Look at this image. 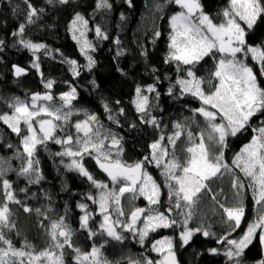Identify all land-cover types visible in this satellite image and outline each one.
<instances>
[{"label":"trees","instance_id":"1","mask_svg":"<svg viewBox=\"0 0 264 264\" xmlns=\"http://www.w3.org/2000/svg\"><path fill=\"white\" fill-rule=\"evenodd\" d=\"M28 3L37 9L32 23L27 21ZM98 3L100 0H67L66 3H61L60 0H51V3L49 0H0V40L3 41L0 44V115L12 114L10 104H14L17 98L29 100L34 93L51 94L53 100L50 102L62 106L60 94L75 88V99L65 107L72 109L74 114L68 125H58L54 136L64 139L72 131L73 137H76L73 122L80 118L86 119L85 116H95V124L106 129L111 136L115 134L120 140L119 147L122 151L115 159L126 164L144 162V170L160 189L155 209L163 212L169 220H175L176 224L149 232L143 244L138 235L122 227L117 228L122 240L117 241L107 236L100 228L102 218L97 213V203L87 198L91 195L97 199L99 191L87 177L66 167L69 163L67 156L56 155L64 150L63 146L55 140L38 145L33 157L39 161L38 165H34L39 169L38 173L20 175V169L26 165L27 160L21 144L22 136L26 135L25 127L21 125V134L18 135L0 120V170L3 172L0 175V207L7 203L9 219L14 224V227H5L0 231L11 240L15 248H23L27 243L32 246L31 250L39 252L49 248L52 243L49 235L51 223L64 217L75 232L71 239L72 247L65 245L63 249H55V252L57 255L63 252L66 264H78L75 249L90 253L93 246L100 249L102 260H106L108 264H129L130 261H140L143 264L145 259L159 260L160 256L151 250L152 244L166 236L174 240L173 250L177 264H236L235 260L229 261L224 255L228 247L226 239L241 236L248 224L264 211V205L256 204L249 187V178L232 161L236 153L256 134L253 129L264 126V113L256 114L249 125L236 136L227 137L223 162L229 165L232 172L224 171L222 175L218 174L206 181L207 188L198 194L192 208V218L188 220V227L199 228L201 231L195 232L188 244H181L178 234L184 229L183 221L188 208L183 200L177 208L175 195H169L168 185L178 186L175 181L168 180L162 174L163 163L174 159L184 164L188 158L186 149L190 146L189 131L193 133L196 143H199V134L205 133V141L212 155L218 154L219 146L207 141V121L193 111L201 107L202 102L190 93H182L176 81L178 78L190 79L187 71L191 68L196 77L203 80V90L206 93L214 91L213 85L218 81L211 73L215 71V63L220 57L218 54L206 56L193 65L165 62L170 51V18L181 10L172 0L164 6L163 14L157 22V32L160 35L145 36L141 44L136 41L135 31L145 11V0H107L110 7H97ZM200 3L204 12L215 23L221 22L220 13L227 6L228 0H200ZM77 14L87 24L81 26L78 23V31L70 30ZM20 24L25 25V30L14 36L13 33L19 31ZM97 27L101 29L103 36L97 35ZM81 31L84 33L82 38ZM246 31L248 44H264V17L258 18L253 28ZM74 34L81 41L86 39L91 42L92 48L86 49L87 55L94 60L91 68L87 66L89 61L86 56L81 53V43L73 39ZM21 39L43 44L45 47L33 53L19 43ZM240 58H244L242 54ZM73 60L76 62L75 71L78 75L73 74L74 66L69 63ZM33 62L39 64V69L32 67ZM246 63L253 67L258 81L264 87V76L259 75V66L250 56ZM13 65L24 68L25 73L17 77ZM49 80L53 82L51 89L45 87ZM148 85H153L155 91L148 92ZM137 86L142 89V95L149 98V115L145 118L155 117L156 125L144 123L141 114L136 112L133 100L136 98ZM169 88L172 89L171 93ZM109 116L113 119H109ZM177 123L182 125L181 129L174 127ZM176 131H181L182 134L172 144L168 137L174 136ZM157 140H160L162 148L168 152L159 166L152 160L150 148ZM93 156V153L92 156H83L84 167L97 181L112 189V181L98 167ZM145 157L148 159L145 160ZM176 172L178 175L182 174L180 169ZM36 175L42 178L39 182L30 183L29 179L34 181ZM234 177L244 184L242 189L233 188ZM5 179L10 182L9 190L20 203L5 199ZM136 199L133 200L134 206L146 207L143 196ZM81 203L87 205L86 211L90 215L87 228L80 226L82 212L78 205ZM239 203L244 206V217L240 227L232 231L229 224L225 223L226 216L220 205L234 207ZM133 204L122 202L121 208ZM25 207L30 211H25ZM205 230L213 235L204 236ZM222 236L226 239L218 242ZM0 247L6 245L0 243ZM212 248H216L218 252L211 253L209 249ZM24 260L27 264L26 257ZM261 260H264V252L257 237L245 249L240 264H258Z\"/></svg>","mask_w":264,"mask_h":264},{"label":"snow or ice","instance_id":"2","mask_svg":"<svg viewBox=\"0 0 264 264\" xmlns=\"http://www.w3.org/2000/svg\"><path fill=\"white\" fill-rule=\"evenodd\" d=\"M27 2V0H26ZM61 3H66L67 0H60ZM181 9L170 18L171 33L169 36L170 43L168 45L170 51L165 59V62L176 61L183 65H193L198 63L206 56L219 55V60L215 63V71L211 76L218 81L214 84V91L206 93L202 88L203 80L197 78L195 73L189 68L187 77L190 79L178 78L176 83L180 85L182 93H190L202 102V106L193 111L199 113L207 121L208 129L207 141L219 146L218 154L212 155L209 145L205 141V133L199 134V143L195 142V138L191 131L188 132L190 146L186 152L188 158L184 164L172 159L163 163L164 174L168 180L175 181L174 187L169 184V195H175L176 207L181 206L180 201L183 200L188 208L186 218L183 221L184 230L180 233L182 244L186 245L192 239L194 232H199L201 229L195 230L188 227V220L192 218V208L196 204L198 194L202 189L207 188L206 181L218 174H223L224 171L232 172V169L223 162L224 148L227 147V137L236 136L241 130L249 125V121L258 113H264V87L258 81L257 74L253 67L246 63V59L250 56L251 60L259 66V75L264 76V44L250 45L247 43V30H251L258 18L264 17V0H228L227 6L222 9L220 23H215L213 18L207 15L200 3V0H172ZM51 3V0H49ZM97 7H110L107 0H100ZM27 21L33 22V17L37 15V9L28 3ZM42 11V9H41ZM86 26L87 21L79 14L72 21L70 30H76L77 24ZM246 26V27H245ZM25 25L20 24L19 31L14 32L17 36L23 33ZM98 36H103L101 29L96 28ZM156 36L160 33L156 32ZM84 33L80 32V38ZM75 34L73 39L81 43V53L84 54L89 61L88 67L91 68L94 60L87 55L86 49L92 48V44L88 40H82ZM107 38V37H104ZM23 47L31 50L33 53L44 48L43 44L33 43L30 40L21 39L19 41ZM0 44L3 41L0 40ZM244 57L243 59L240 56ZM73 67V74L78 75L75 71L76 62L69 61ZM32 67L39 69V64L33 62ZM14 74L19 77L25 73V69L17 65H13ZM53 82L49 80L45 87L51 89ZM148 92L155 91L153 85L147 86ZM172 89L169 88V93ZM75 88L70 91L60 94V99L63 105L60 108H52L40 101H52L51 94L41 95L34 93L31 97V105L28 102L16 99L14 104L9 106L13 109L12 114L0 115V120L8 125L9 128L18 135L21 134V123L26 126L27 134L22 136L21 144L24 153L27 154L26 165L20 169L19 174L29 176L30 173L39 171L34 165H38L39 161L34 160L38 145L45 144L48 140H55L64 148L62 152L56 153L58 156H67L70 158V163L66 165L69 170L77 171L81 176L87 179L97 189H100L99 198L95 199L89 195L87 198L98 203L100 213L103 215V222L100 228L107 233V236L119 241L123 237L116 231L115 225L120 224L119 220H112L109 214L112 205H115V211L123 216L125 213L120 207L121 197L125 193H132L135 198L137 190L149 203L156 205L159 202L160 189L152 177L144 171L143 161L135 164H126L120 159L112 158V148H117V157L122 148L119 147L120 140L115 134L111 136V146L105 150V136L100 138L101 130L91 127L96 122L95 116H88L84 121H79L75 124L77 133H83L81 138L79 135L73 139L71 135L65 139H58L54 136L58 124L56 121L67 120L71 112H63V107L69 106L75 99ZM157 95H159L157 93ZM137 113L141 114V119L144 123L156 125L155 117L146 119L148 116L149 98L142 95V89L137 86L136 98L133 100ZM107 108V105H105ZM211 109V110H210ZM121 113L123 109L120 110ZM43 116L51 117V119L41 118ZM219 118V122L217 119ZM109 119H113L109 116ZM35 125H38V129ZM177 129H181L182 125L177 123L174 125ZM256 133L252 136L251 141L243 146L236 153L232 163L240 169L245 177L249 178V187L253 191V199L258 205H264V126L253 129ZM181 131H176L174 136H169L170 143L175 144L176 138L180 137ZM96 137L94 140L93 137ZM163 139V137H161ZM73 143L76 145V150L73 149ZM11 147V145H9ZM152 149V160L159 166L164 157L168 155L166 149H163L160 140L153 142L150 145ZM92 157L98 167L107 174L113 185L119 184V190L114 188L109 190L108 185L97 181L84 167L82 163L83 156L88 154ZM79 157L80 159H77ZM148 158L145 157V160ZM180 169L182 174H177L176 170ZM3 172L0 170V175ZM42 177L36 175L35 180L29 179L30 183L39 182ZM232 186L235 189H242L244 184L239 178H233ZM5 189V199L20 203L15 199L10 182L3 180ZM21 191H24L23 189ZM78 207L85 211V214L80 217L81 228L88 227L90 215L87 213V205L79 204ZM226 216L225 223L229 224L232 231L239 228L242 218L244 217V206L239 203L234 207H225L220 205ZM25 211H30L27 207ZM39 212V209H37ZM147 213V214H144ZM142 214L143 217H142ZM10 210L5 203L0 207V229L14 227L10 219ZM143 219V227H137V221ZM129 222L122 224L125 229L133 231L139 236L141 244L149 232H154L158 228H169L176 224L175 220H169L163 212H153L151 209L135 208L131 211L128 217ZM259 230V231H258ZM51 245L39 252H35L30 244H25L23 248H15L11 240L7 239L0 231V243L6 247H0V264H25L24 258H27V264H64L63 252L56 254L55 249H63L65 245L72 247L71 237L72 230L64 223V217L57 221H53L49 231ZM96 235V233H90ZM204 236L213 235L209 231H203ZM259 239L262 247H264V211H261L256 219L250 222L247 229L237 239H226L222 236L218 242L226 239L228 245L224 255L229 261L235 260L236 264H240V258L245 252V249L253 243L255 238ZM60 238H63L62 242ZM29 249V250H25ZM152 251L159 254V260L145 259L143 264H177L176 254L173 250V240L171 237H163L156 240L152 244ZM78 264H108L106 260H102L101 251L93 246L91 252H81L80 249H75ZM211 253H217L216 248L209 249ZM129 264H141L140 261H130ZM264 264V260L258 262Z\"/></svg>","mask_w":264,"mask_h":264},{"label":"rangeland","instance_id":"3","mask_svg":"<svg viewBox=\"0 0 264 264\" xmlns=\"http://www.w3.org/2000/svg\"><path fill=\"white\" fill-rule=\"evenodd\" d=\"M170 0H145V11L144 13L142 14L141 18H140V22L138 24V27L136 28V31H135V37H136V41L138 44H141L144 37L145 36H149V37H152V36H155L156 32H157V22L159 20V18L161 17V15L163 14V11H164V6L169 2ZM23 101H26L29 103V105H31V99L29 100H23ZM38 103H45L47 104L48 106L52 107V108H60L61 105L59 104H54L50 101H40ZM211 110V109H210ZM63 112H71V115L74 114V111L72 109H68V108H65L63 107ZM11 115V114H9ZM71 115L68 117V119L65 121V120H61V121H56V123L58 125H62V124H66L68 125L69 124V119L71 117ZM81 117V116H80ZM41 118H45V119H51V117H46V116H43ZM85 118L87 119V116H85ZM85 119L83 118H80L78 120H74L75 122L74 123V131L77 132L76 128H75V124L79 121H84ZM21 125H23V123H21ZM25 127V130H26V126L23 125ZM38 129V125H35ZM91 127L95 130L96 128H100L101 130V136L100 138L103 139L105 136L108 137L107 140H105V150H108L109 148V143L111 142V134L106 130L104 129L103 127H100L99 125L93 123L91 125ZM26 134H27V131H26ZM110 134V135H109ZM71 135L73 137L74 133L71 131L69 132L68 134L65 135L64 139L67 138V136ZM77 135H79L81 138L83 137V133H77ZM77 137V136H76ZM76 137H73V139L75 140ZM93 139L95 140L96 137L94 136ZM73 149L76 150V145L75 143H73ZM112 151V158L115 159V157H117L116 153H117V149H114L112 148L111 149ZM95 155V153H93ZM87 155V154H85ZM84 155V156H85ZM69 158V157H68ZM77 159H80L79 157H77ZM69 163H70V158H69ZM145 171V170H144ZM113 185V183H112ZM119 184L117 185H113L112 186V189L114 188L116 191L119 190ZM109 190H111V188H108ZM99 193H98V197L97 199L99 198V194H100V189H98ZM139 196H142L139 194V191L137 190L136 192V195H135V198H133V194L130 195L129 193H125L124 196L121 197V201H120V207L122 202H130L133 204V200H137L136 197H139ZM144 198V197H143ZM145 199V198H144ZM146 200V199H145ZM135 204H133V206L131 205H127L126 207L127 208H122L123 209V212L125 213V215H123V217H120L119 214L115 211V205H112L111 208H110V211H109V214L111 215V218L112 220H119L121 223L120 224H117L115 225V228H116V231H117V228H120L122 227L121 225L122 224H125V223H128L129 220H128V217L130 216L131 214V211H133L135 208H142L141 206L137 207V206H134ZM155 205H149L148 201L146 200V207H144L143 209H151L153 210V212H158V210L155 209L154 207ZM81 210V209H80ZM82 212V215L85 214V211L84 210H81ZM97 213H99L101 215V218H102V222H103V215L100 213V210H99V205L97 203ZM144 214H147V213H144ZM142 214V217L143 215ZM141 217V220H138L137 221V227H143V219ZM59 220V219H58ZM57 221V220H56ZM64 223L66 225H68V227L72 230V237L74 236V231L72 229V227L69 225V223L66 221V219L64 218ZM124 228V227H122ZM191 228V227H189ZM193 230H195V228H191ZM184 229H182L180 231V233L183 231ZM180 233L178 234L179 236V239H180ZM195 233V232H194ZM71 237V239H72ZM139 237V236H138ZM61 242L63 240V238H60ZM160 240V239H159ZM173 240V239H172ZM180 243L182 244V241L181 239L179 240ZM173 249H174V240H173ZM262 251L264 252V247H262ZM156 253V252H155ZM158 254V253H157ZM159 255V254H158ZM142 261V260H141ZM78 262V261H77ZM64 264H66V262L64 261Z\"/></svg>","mask_w":264,"mask_h":264},{"label":"bare ground","instance_id":"4","mask_svg":"<svg viewBox=\"0 0 264 264\" xmlns=\"http://www.w3.org/2000/svg\"><path fill=\"white\" fill-rule=\"evenodd\" d=\"M109 146H111V142L109 143Z\"/></svg>","mask_w":264,"mask_h":264},{"label":"water","instance_id":"5","mask_svg":"<svg viewBox=\"0 0 264 264\" xmlns=\"http://www.w3.org/2000/svg\"><path fill=\"white\" fill-rule=\"evenodd\" d=\"M120 146V145H119ZM114 149H116L115 147H114Z\"/></svg>","mask_w":264,"mask_h":264}]
</instances>
